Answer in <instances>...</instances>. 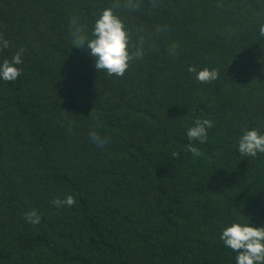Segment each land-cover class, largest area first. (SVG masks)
Wrapping results in <instances>:
<instances>
[{
	"label": "trees",
	"instance_id": "obj_1",
	"mask_svg": "<svg viewBox=\"0 0 264 264\" xmlns=\"http://www.w3.org/2000/svg\"><path fill=\"white\" fill-rule=\"evenodd\" d=\"M111 2L0 0V63L24 49L21 75L0 79V264H236L222 231L264 227V154L238 151L245 130L264 134V0L119 12L155 45L123 77L97 71L69 31L75 17L91 36ZM190 66L219 77L200 83ZM197 118L213 124L205 143L187 137Z\"/></svg>",
	"mask_w": 264,
	"mask_h": 264
},
{
	"label": "clouds",
	"instance_id": "obj_2",
	"mask_svg": "<svg viewBox=\"0 0 264 264\" xmlns=\"http://www.w3.org/2000/svg\"><path fill=\"white\" fill-rule=\"evenodd\" d=\"M152 7H156V0H149ZM144 0H112L109 7L102 10L99 17L95 20L91 31V36L86 32L85 26L81 25L77 18H73L70 26V35L73 46L87 49L95 60L97 71L106 72L108 76L123 77L130 66L136 60H142L145 55L146 45L155 47L151 43V36L141 35L142 28H130L126 26L119 12H137L143 6ZM167 30L157 26L156 32L160 33ZM137 32L136 41H132V32ZM259 35L264 37V24H261ZM9 47V41L0 35V51ZM179 45L171 44L168 48L169 55L178 54ZM24 49L20 48L13 56L11 61L5 59L0 63V79L14 82L20 75L21 69L16 67L23 63ZM188 71L196 73V79L200 83H211L219 77L217 69L204 68L197 72L195 67L190 66ZM93 119L98 120L94 110L91 112ZM212 121L209 119L195 120L194 126L187 130L189 141H199L205 143L208 139L207 130L212 128ZM90 140L103 147L110 142L109 137H101L95 130L89 134ZM194 157H200L203 153L196 147L189 145ZM238 151L241 156L255 158L258 153L264 154V134H260L256 129L245 130L239 139ZM173 157L178 158L179 153H172ZM52 203L57 207L73 206L76 201L72 195L65 199H55ZM28 223L37 225L41 222V217L35 210L25 213ZM226 247L238 253L236 264H264V227H253L249 223H233L226 227L220 236Z\"/></svg>",
	"mask_w": 264,
	"mask_h": 264
}]
</instances>
